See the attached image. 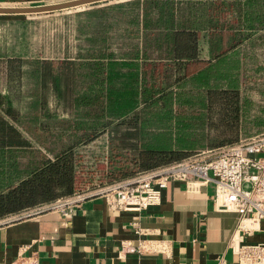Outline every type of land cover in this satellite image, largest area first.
<instances>
[{
    "label": "trees",
    "instance_id": "16d2710c",
    "mask_svg": "<svg viewBox=\"0 0 264 264\" xmlns=\"http://www.w3.org/2000/svg\"><path fill=\"white\" fill-rule=\"evenodd\" d=\"M96 11L102 20L83 51L74 58L38 59L34 72L43 81L52 79L55 90L62 81L85 79L84 86L71 89V106L87 109L89 121L78 124L79 147L70 144L51 155L25 150L30 143L18 128L22 116L0 99V218L264 131L242 136L239 79L228 80L242 68L243 40L264 29V0H126ZM28 35L18 34L23 47ZM32 36L38 40L36 31ZM61 39L66 41L65 32L56 41ZM37 40L29 50L68 51L62 40L60 49L58 42L39 47ZM19 62L11 58L2 67L19 71ZM169 71L178 74L177 87L162 91V74ZM17 74L6 81L20 80ZM213 78L219 87L207 88ZM192 80L205 95L186 90ZM141 102L145 110L138 108ZM114 121L116 128L149 129L153 135L125 156L121 143L102 137ZM199 126L207 129L192 134ZM216 127L224 129L209 142ZM27 152L32 155L24 157Z\"/></svg>",
    "mask_w": 264,
    "mask_h": 264
},
{
    "label": "crops",
    "instance_id": "0c3cea01",
    "mask_svg": "<svg viewBox=\"0 0 264 264\" xmlns=\"http://www.w3.org/2000/svg\"><path fill=\"white\" fill-rule=\"evenodd\" d=\"M64 1L69 0H0V7H29ZM102 6H92V9ZM96 10L94 13L90 8L92 13L86 12L85 18L68 31L62 44L68 51L55 53L48 50L47 53L25 56L21 51L0 50V75L2 73L5 79L8 75L21 74L23 60L28 57L35 59L36 67L32 69L35 71L40 68L38 59L77 56L80 48L85 47L92 37L94 27L101 23ZM24 20L7 18L0 24L20 26ZM81 27L86 31L78 36L77 29ZM254 35L243 40L240 45L242 52L247 50L242 48L246 43L264 39V29H257ZM77 36L83 38L78 39ZM11 58L19 59V71L17 68L16 71H5L2 67ZM0 84L1 106L14 107L13 100L20 96L21 89L6 82ZM37 89L39 93L36 90L32 94L35 105L50 108L49 89L54 98V86L49 88L47 84L46 98H43V86ZM213 196L214 188L210 183L191 182L186 185L183 181H170L161 190L160 203L141 212L109 210L102 197L94 196L83 201L67 218L56 211L28 216L21 215L22 211L9 214L0 218V264H216L220 256L229 264H237V257L229 247L237 213L216 209ZM137 228L147 231L138 233ZM139 239L164 240L168 251L120 252L121 242L129 240L135 244ZM247 241H264V230L254 232Z\"/></svg>",
    "mask_w": 264,
    "mask_h": 264
},
{
    "label": "rangeland",
    "instance_id": "374dc122",
    "mask_svg": "<svg viewBox=\"0 0 264 264\" xmlns=\"http://www.w3.org/2000/svg\"><path fill=\"white\" fill-rule=\"evenodd\" d=\"M123 1L126 0H102L94 3L69 7L66 9L40 13H0V21L7 18H25L24 21H28V23L27 21L23 23L21 27H5L0 24V50H14L16 52L21 51L22 54L27 56H31L33 53L36 54L37 50L35 52L29 50L27 47L29 45L30 49L33 47V41L35 40L32 35L35 33V31L38 35L37 42L39 47H45L58 42L56 44V48L60 49L58 44L61 42V40L63 42L64 40H56H58L59 36H62L64 32L67 36L66 32L71 31V28L75 26L77 22H79L81 19H84V14H86V12H91L89 11L90 8L94 13H96L94 11L96 10V7H93L92 9V6H102L105 4H113ZM95 16H97V14L94 15V17ZM7 29H9V32H7ZM21 31H25L26 34H29L25 39V47H23L20 43L18 36ZM85 31V27L78 28V36L80 34L83 35ZM79 38L83 37H78V39ZM255 42L256 43H253V41H251L242 47L243 49L247 48L246 52H242L240 48L242 53L239 54V58H241L242 68H237L235 70L237 73L232 74V77L228 79H239L238 88L240 92V129H242V136L264 130V39L256 40ZM85 45L88 46V42L85 43ZM84 48L82 47L80 49L83 51ZM59 51L60 50H56V53H59ZM26 60L29 63L24 64L23 67L25 71L23 70L20 80L17 78V80L13 79L6 81V78L4 79V75L2 73L0 75V82H6L9 85L12 84L14 87L17 86V88L21 89L20 96L18 95L16 100H13V103L15 105L14 108L18 109L22 116L21 123L18 124V128L20 131H22L23 136L27 138L30 143V146H28L25 150H39L51 155V150H60L70 144L79 147L82 141H78L80 140L78 138L82 133L80 129L77 128L78 124H85L89 121L88 118L84 116V112L87 109L84 110V107L79 105L71 106L74 99V97L71 95V89L75 85L84 86L86 84L85 79L81 76H77L76 82H74L72 85L68 81H62L61 83H58L60 87L55 90V83L52 79L43 81L40 76L38 74L36 75L34 73L35 71L32 70L36 67L35 59L28 57ZM177 76L178 74L176 75L172 71L163 73L162 91L176 88L177 83L175 80ZM217 82L218 81L214 80L213 78V80L208 84L207 88L219 87ZM47 84L49 85V88L54 86V98H52V91L49 89L51 98L50 108L45 106L38 107L35 105L36 103L32 98V94L35 93L36 90L37 93H39L37 88L39 86H43V98H46ZM186 90H190L192 95L202 96L206 94L205 88L198 86L193 80L188 81ZM13 98H15L14 95ZM144 106V103L141 102V105L138 108L142 109ZM145 108L142 110H145ZM217 118L218 116L214 115L212 122L216 121ZM115 122L117 121L112 122L111 125L108 126L106 133H104L102 137L106 138V140L111 137L114 139L113 143H115V141L117 144L121 143V148L125 156H129L136 151L134 148L135 146L138 147L136 144L137 142L139 143V146H142V142L146 140L149 135H153L152 131L149 129L142 130L137 128L136 130H132L123 127L116 128L114 125ZM199 129L207 128L199 126L198 128H194L192 134L197 133ZM223 129L224 128L219 129L217 127L213 128V131L210 129L209 138L211 140H209V142L215 141L217 138H215L214 135L221 133ZM243 129H245V131ZM127 132H131V136L128 135ZM139 138H142V140H138ZM107 146L109 150V145ZM89 153L90 151L87 150L86 154L88 155ZM29 155H32V152L25 153L24 157ZM17 159L22 160L21 156H17ZM94 187H89L87 189Z\"/></svg>",
    "mask_w": 264,
    "mask_h": 264
},
{
    "label": "built area",
    "instance_id": "2783aa9c",
    "mask_svg": "<svg viewBox=\"0 0 264 264\" xmlns=\"http://www.w3.org/2000/svg\"><path fill=\"white\" fill-rule=\"evenodd\" d=\"M170 181H183L186 185L191 182L212 184L215 208L237 213L229 240L237 264H264V241H247L254 232L264 230V131L130 177L59 196L25 209L21 215L56 211L67 218L83 201L94 196L102 197L109 210L141 212L160 203L161 190ZM136 231L146 233L147 229L137 228ZM167 251L168 244L161 239H139L135 244L125 240L120 246L121 253ZM216 264L229 263L220 256Z\"/></svg>",
    "mask_w": 264,
    "mask_h": 264
},
{
    "label": "water",
    "instance_id": "95a60500",
    "mask_svg": "<svg viewBox=\"0 0 264 264\" xmlns=\"http://www.w3.org/2000/svg\"><path fill=\"white\" fill-rule=\"evenodd\" d=\"M102 0H69L64 2L39 5V6H29V7H0V13H40V12H50L55 10L66 9L69 7H75L87 3H94Z\"/></svg>",
    "mask_w": 264,
    "mask_h": 264
}]
</instances>
